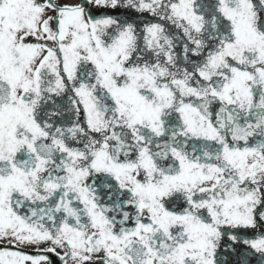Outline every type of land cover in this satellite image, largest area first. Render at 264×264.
I'll use <instances>...</instances> for the list:
<instances>
[{"label": "snow or ice", "instance_id": "snow-or-ice-1", "mask_svg": "<svg viewBox=\"0 0 264 264\" xmlns=\"http://www.w3.org/2000/svg\"><path fill=\"white\" fill-rule=\"evenodd\" d=\"M0 264H264V0H0Z\"/></svg>", "mask_w": 264, "mask_h": 264}]
</instances>
